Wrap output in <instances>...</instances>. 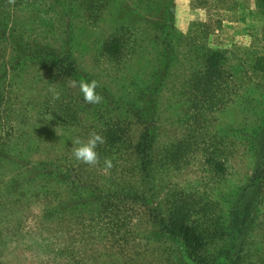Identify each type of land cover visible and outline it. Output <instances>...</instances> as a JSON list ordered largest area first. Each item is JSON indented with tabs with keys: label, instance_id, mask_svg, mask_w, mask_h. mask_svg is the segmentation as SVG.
Here are the masks:
<instances>
[{
	"label": "rangeland",
	"instance_id": "rangeland-1",
	"mask_svg": "<svg viewBox=\"0 0 264 264\" xmlns=\"http://www.w3.org/2000/svg\"><path fill=\"white\" fill-rule=\"evenodd\" d=\"M201 1L106 0L103 19L95 24L80 10L71 25L60 16V9L52 12L49 19L57 27L52 39L70 33L77 74L97 81L101 95H110L98 104L87 103L79 82L58 74L55 62L0 63V94L9 91L19 99L12 104V113L17 117L21 113V118L12 121H23L20 130H15L19 134L10 140L2 126L0 146L10 141L6 148L11 154L29 163L8 165L0 172V264H212L215 257L220 264H229L237 257L243 237L247 245L241 264H264V153L260 145L255 151L252 144L235 136L220 143L218 133L225 128L250 127L257 119L264 78L258 86V80L248 83L241 68L247 67L253 55H264V11L256 0H239L245 5L243 21L218 22L212 18L213 9ZM169 4L176 33L168 50L176 61L156 100L161 117L154 123L156 142L144 153L136 152L149 124L148 116L132 113L143 107L132 80L151 75L159 66L163 47L153 37L164 34L165 29L158 25L163 21L162 10ZM136 6L157 24L151 29L141 22L138 29L127 31L141 36L139 52H129L123 67L97 58L101 43L120 25L118 14L129 8L137 16ZM34 15L16 11L13 23L28 21ZM193 31L207 47L225 52L227 63L240 70L241 99L216 111L211 123L201 122V146L185 154L178 168L165 172L158 163L163 151L183 140L192 125L191 121L188 128L183 124L187 107L182 97V66ZM52 39L53 48L60 52ZM5 52L9 60L14 53L12 46L7 45ZM5 120L2 116L0 123ZM115 124L126 133L120 147L109 152L96 149L99 159L95 165L76 160L71 141L77 137L86 141L93 131L98 133ZM199 147V152L192 153ZM224 149H231L230 158L222 155ZM145 153L153 160L148 173L137 169ZM212 158L225 169L217 172L212 168ZM106 159L113 165L107 170ZM183 191L194 205L215 204L213 210L226 233L225 241L191 253L167 231L168 202ZM241 193L245 196L237 208ZM235 215L240 220H235Z\"/></svg>",
	"mask_w": 264,
	"mask_h": 264
},
{
	"label": "trees",
	"instance_id": "trees-1",
	"mask_svg": "<svg viewBox=\"0 0 264 264\" xmlns=\"http://www.w3.org/2000/svg\"><path fill=\"white\" fill-rule=\"evenodd\" d=\"M201 2L213 9L212 18L218 22H238L244 19L242 12L245 5L242 6L239 0H202ZM256 2L259 5L258 7L264 11V0H256ZM105 4L106 0H77L75 2L73 0H0V63L4 61L7 64L12 63L10 66H14L13 62L17 60L15 65L21 66L34 60L44 64L55 62L58 74H62L64 77L67 76L72 81L79 83L86 80L80 74H77L71 45L72 35L68 33L65 38H63V35H59L58 39H52L57 27L56 25L55 28L53 27L49 15L56 12V9H60L58 12L60 16H63L71 25L72 21L76 19L75 14L80 10L87 21L95 24L102 21ZM136 9L137 16L129 8H124L118 14L120 15L118 22L120 25H117L114 32L101 43L99 52L96 54L97 58H105L112 61L114 66L123 67L129 60V52L130 54L139 52L141 36L135 35V33L131 35L127 31L138 29L141 22L149 24L151 29H156L157 24L152 18L144 16L139 6H136ZM16 11H23L26 14L32 12L36 15L29 18L28 21L13 23ZM162 11L160 17L163 18V21L158 26L163 31L165 29L164 34L153 37L155 41L159 39L163 47L160 53L159 66L153 69L151 75L145 76V74H142L135 76L136 79L132 80L137 85L138 97L143 102V107L138 108V110L134 109L132 113H136L140 117L148 116L146 122L149 124L148 131L142 135V140L136 147V152L139 150L144 153L152 148L156 142L155 132L157 126L154 123L161 118L156 100L176 61L174 55L168 50L169 43H171L173 35L176 33L173 10L169 4ZM192 33L194 35L188 43L189 47L184 54V66H182V97L187 107L183 124H186L188 128L187 122L191 121L192 125L190 129H187L188 134L183 140L180 138L177 143L163 151L158 163L164 168L165 172L174 170L172 168H178L182 164V158L185 154L201 146L200 138L204 137L202 132L204 129L203 122L211 123L210 121L216 111L226 108L229 103L241 99L243 81L238 75L240 70L227 63L228 59L225 52L207 47L204 42L200 41V37L196 32L193 31ZM51 39L53 44H59L60 52L53 48L50 43ZM62 42H64L63 48ZM7 45H11L14 51L9 55L10 61L7 60L8 54L5 52ZM250 61L246 68H241V71L248 76V83L258 80L256 83V86H258L260 79L264 78V55H253ZM237 66L241 65L237 64ZM65 67L68 71L64 73ZM4 73H7V71L4 70ZM136 73L139 72L136 71ZM96 91L101 95L100 89ZM101 96L108 98L110 95L104 94ZM18 100L9 91L6 94H0V107L4 108L0 111V118L2 119V116L6 118V123H0V139L3 138L2 126L7 128L4 130V134L9 140L15 134H19L17 131L20 130L23 121H17L16 123L12 121L13 118H21V113L19 117L12 113L14 110L12 104ZM258 108L256 112L257 119L252 126L237 128L236 130L227 128L218 130L219 142H224L227 137L235 136L252 144L255 151H258L257 147L260 145L264 153V97L258 101ZM61 119L67 120L65 118ZM180 122L182 123V117ZM5 124H7L6 127ZM16 127L17 131H15ZM123 129L120 125L115 124L100 130L98 134L104 138V143L98 144L97 149L99 152H109L112 148L120 147L119 141L126 137ZM8 142L10 141H5L0 146V172L5 170L8 165L15 167L21 164H29L17 159V155L14 153L11 154L12 150L6 148ZM142 146L144 148L140 149ZM200 149L201 147L192 153L199 152ZM215 150L220 151L218 147ZM224 152L225 149L222 151V155H227L230 158L231 149ZM149 157V153H145L144 157L140 158L137 166L139 171L146 173L150 171L149 166L152 165L153 160ZM210 164L217 172L225 169L224 164L216 161L215 158L211 159ZM156 167L157 164L154 168ZM239 195L240 197L236 200L237 208H239L245 196L244 193ZM253 202L255 203V201ZM168 205L170 208L169 213L165 214L166 218L164 220L167 223L166 229L173 237L181 240V244L187 251L191 253L202 252L220 241H225L223 236L226 233L218 225L220 221L217 220L213 210L214 203L208 201L199 202V206L194 205L189 195L183 191L179 192L176 198L172 197ZM247 209L248 207H245L244 212ZM234 219L240 220V216L235 215ZM246 245L247 240L244 237L241 238L239 252L236 251L238 255L229 264L244 263L242 252L245 250ZM218 261V257H215L212 264H220Z\"/></svg>",
	"mask_w": 264,
	"mask_h": 264
},
{
	"label": "clouds",
	"instance_id": "clouds-1",
	"mask_svg": "<svg viewBox=\"0 0 264 264\" xmlns=\"http://www.w3.org/2000/svg\"><path fill=\"white\" fill-rule=\"evenodd\" d=\"M80 91L83 94L84 100L87 103L98 104L102 100V96L96 91L98 83L95 80H83L79 83ZM58 97V94L56 96ZM72 142L73 155L76 160L89 165H95L98 163V153L96 151L98 144L104 143V138L93 131L90 133L89 138L85 141L79 137L75 138ZM105 170L112 168L111 160L106 159L104 161Z\"/></svg>",
	"mask_w": 264,
	"mask_h": 264
}]
</instances>
